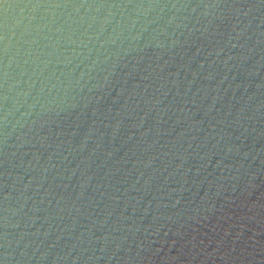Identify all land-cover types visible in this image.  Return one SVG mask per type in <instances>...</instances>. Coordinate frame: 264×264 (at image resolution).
I'll use <instances>...</instances> for the list:
<instances>
[{
    "label": "clouds",
    "instance_id": "obj_1",
    "mask_svg": "<svg viewBox=\"0 0 264 264\" xmlns=\"http://www.w3.org/2000/svg\"><path fill=\"white\" fill-rule=\"evenodd\" d=\"M0 5V264H178L161 255L166 226L211 211L212 189L258 188L264 0ZM248 211L264 231V203ZM201 256L264 264V243L184 258Z\"/></svg>",
    "mask_w": 264,
    "mask_h": 264
},
{
    "label": "water",
    "instance_id": "obj_2",
    "mask_svg": "<svg viewBox=\"0 0 264 264\" xmlns=\"http://www.w3.org/2000/svg\"><path fill=\"white\" fill-rule=\"evenodd\" d=\"M8 3H28L35 2V0H6ZM231 2V0H230ZM18 9H9V23H12V18L18 14ZM29 11L25 10V15H28ZM3 22V8L0 5V24ZM225 26L222 25L223 29ZM19 30H17L18 32ZM0 35H3V29L0 28ZM15 39V37L13 38ZM192 52L195 51L193 48ZM191 52L189 53V55ZM167 58V57H165ZM63 59V57H61ZM75 63V61L73 62ZM111 63V61L109 62ZM176 63H180L179 58H177ZM62 65L57 68L59 72L62 69ZM69 68L73 65H69ZM107 67V65L105 66ZM131 67V65H130ZM143 67V65H141ZM67 71V69H63ZM81 69H77L76 72L79 73ZM170 71H175L173 67L168 69ZM166 70V71H168ZM118 71H122L119 70ZM49 70L45 71V75H48ZM230 77L232 74H229ZM137 82H139V77H137ZM39 81H37V88L39 87ZM130 84L132 81L129 82ZM214 83V82H213ZM227 87V82L224 85H221V89ZM47 92V89L45 90ZM240 93L238 92L237 95ZM33 95H35V89L33 90ZM52 95H56V92L53 91ZM114 95V93H113ZM232 92L229 90L225 97V103L229 97H231ZM51 98V97H49ZM210 101H205V105ZM29 103H31V97H29ZM55 107V105H53ZM219 107V105H217ZM24 111V109H21ZM19 116V113H16V117ZM52 114H49L44 118H51ZM34 118V117H33ZM31 119V118H30ZM196 119H204L203 113H200ZM53 132L59 131V129L53 126ZM55 139V136H53ZM2 171V169H0ZM197 180L201 177H196ZM209 179H212L209 177ZM257 183L259 184L258 188L253 191L250 196L239 197L238 199L233 196L229 191L223 192L220 196L214 195L215 189H212L209 192L211 200L208 202L209 205L214 203V207L211 211L203 213L201 216H198L194 220L187 219L188 216H191V212L185 213L181 219L177 220L170 224L171 232L168 236L163 235L164 231H167V226L161 231L159 239L164 240L163 249L161 255L164 252H168L169 255H178L181 259L178 261V264H189L188 260L184 258V255L192 252H199L200 249L204 248L206 251L211 252L219 246L221 251H233L236 255H243L251 250V244L253 238L264 243V231L259 230L257 224L254 221L248 219V216L253 215L248 211V206L260 199L261 203H264V177L258 178ZM193 192L196 191L195 188L192 189ZM205 191H208L207 184L201 187L200 191L195 197V202L190 206L194 207L195 203L200 202V197L204 196ZM186 199H190V194H185ZM206 217V218H204ZM261 217H264V212L261 213ZM147 223V221H145ZM163 223V222H158ZM183 225V227L181 226ZM158 226V225H157ZM259 231V235H255ZM179 232V235H174V233ZM195 244L196 248L193 249L192 245ZM155 247H161L160 244H156ZM203 257H199L193 261L191 264H201L200 260ZM207 264H222L221 261H211L209 260ZM235 264H240L239 261H236Z\"/></svg>",
    "mask_w": 264,
    "mask_h": 264
}]
</instances>
